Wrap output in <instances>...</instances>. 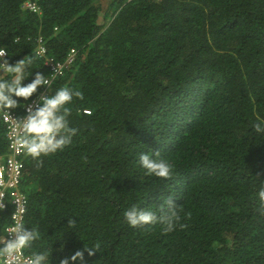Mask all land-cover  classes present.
<instances>
[{"label":"trees","instance_id":"1","mask_svg":"<svg viewBox=\"0 0 264 264\" xmlns=\"http://www.w3.org/2000/svg\"><path fill=\"white\" fill-rule=\"evenodd\" d=\"M40 41L78 54L26 136L37 264H264V0H0L18 114Z\"/></svg>","mask_w":264,"mask_h":264},{"label":"built area","instance_id":"2","mask_svg":"<svg viewBox=\"0 0 264 264\" xmlns=\"http://www.w3.org/2000/svg\"><path fill=\"white\" fill-rule=\"evenodd\" d=\"M27 8L32 13L42 14L37 1L28 2ZM77 54L78 52L73 49L65 61H57L48 55L40 41L37 57L49 71L50 77L44 80V91L24 106L22 114L3 107L0 92V119L5 128L8 144L7 152L0 155V211L11 212L6 227L0 234V264H37L36 260L25 252L24 224L28 211V198L22 189V180L27 151L26 136L39 110L50 102L49 91L54 80L73 67ZM6 57L7 52L0 50V73L7 70ZM86 113L90 112L86 111Z\"/></svg>","mask_w":264,"mask_h":264}]
</instances>
